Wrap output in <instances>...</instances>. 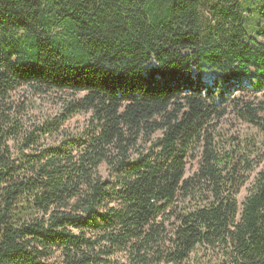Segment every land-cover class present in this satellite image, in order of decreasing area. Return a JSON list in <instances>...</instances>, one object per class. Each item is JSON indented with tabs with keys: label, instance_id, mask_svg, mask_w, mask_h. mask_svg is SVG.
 <instances>
[{
	"label": "trees",
	"instance_id": "trees-1",
	"mask_svg": "<svg viewBox=\"0 0 264 264\" xmlns=\"http://www.w3.org/2000/svg\"><path fill=\"white\" fill-rule=\"evenodd\" d=\"M254 3L0 0V264H264L256 139L227 152L208 135L187 175L207 108L264 92ZM24 87L72 100L28 127ZM79 114L90 126L68 132ZM259 114L264 101L241 117L264 137Z\"/></svg>",
	"mask_w": 264,
	"mask_h": 264
},
{
	"label": "rangeland",
	"instance_id": "rangeland-1",
	"mask_svg": "<svg viewBox=\"0 0 264 264\" xmlns=\"http://www.w3.org/2000/svg\"><path fill=\"white\" fill-rule=\"evenodd\" d=\"M250 9V15L254 16L255 3L254 0H243ZM254 3L252 5L251 3ZM246 15L249 25L254 23V18ZM250 20V21H249ZM264 40V39H261ZM81 96L75 99L81 98ZM15 103L22 105L25 109L24 123L30 127L33 125H39L47 120H53L58 117L63 111V105L65 102L72 100L71 96L67 93L57 92H37L29 87H24L13 95ZM264 101V92L255 93L251 90L235 91L230 96L227 103L221 105V107L210 106L207 108V112H211L210 118L206 120L204 129L202 131L201 141L198 142L196 150L189 156L187 175H190L198 167L200 160V153L204 147L205 138L210 135L217 144L220 150L229 152L234 146L238 148L244 147L246 143L243 140L247 138H255L257 143L252 145L250 149H247L248 156L254 160V163L264 159V137L259 133L254 124L249 123L246 119H242L241 112L247 105L252 107L258 106ZM260 118H264V114H259ZM90 114L75 115L72 119L67 121L64 128L74 134H79L90 125ZM246 120V121H245ZM161 133L153 135L150 141L143 143L144 150H148L151 147L153 141L161 138ZM263 164L257 165L253 171V174L248 183L242 187L236 199L241 205L249 194L251 184L253 183L255 176L262 169ZM101 175L107 178L106 168H101Z\"/></svg>",
	"mask_w": 264,
	"mask_h": 264
}]
</instances>
